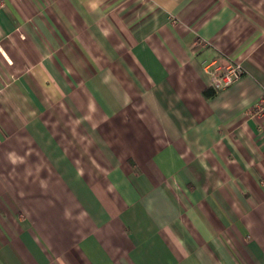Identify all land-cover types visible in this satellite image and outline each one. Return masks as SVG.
Here are the masks:
<instances>
[{"label":"crops","instance_id":"1","mask_svg":"<svg viewBox=\"0 0 264 264\" xmlns=\"http://www.w3.org/2000/svg\"><path fill=\"white\" fill-rule=\"evenodd\" d=\"M263 93L264 0H2L0 264H264Z\"/></svg>","mask_w":264,"mask_h":264},{"label":"built area","instance_id":"2","mask_svg":"<svg viewBox=\"0 0 264 264\" xmlns=\"http://www.w3.org/2000/svg\"><path fill=\"white\" fill-rule=\"evenodd\" d=\"M2 0H0V7ZM203 71L209 76L211 87L223 89L243 76L242 65L228 56H218L203 64ZM252 118H264V93L248 112Z\"/></svg>","mask_w":264,"mask_h":264},{"label":"trees","instance_id":"3","mask_svg":"<svg viewBox=\"0 0 264 264\" xmlns=\"http://www.w3.org/2000/svg\"><path fill=\"white\" fill-rule=\"evenodd\" d=\"M213 93L214 92H211V91L207 90V91L204 92V95L205 96H211Z\"/></svg>","mask_w":264,"mask_h":264}]
</instances>
